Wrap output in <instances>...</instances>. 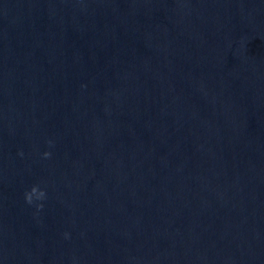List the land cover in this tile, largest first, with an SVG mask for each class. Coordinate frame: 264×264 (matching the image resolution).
I'll use <instances>...</instances> for the list:
<instances>
[{
    "label": "water",
    "instance_id": "obj_1",
    "mask_svg": "<svg viewBox=\"0 0 264 264\" xmlns=\"http://www.w3.org/2000/svg\"><path fill=\"white\" fill-rule=\"evenodd\" d=\"M0 264H264V0H0Z\"/></svg>",
    "mask_w": 264,
    "mask_h": 264
},
{
    "label": "clouds",
    "instance_id": "obj_2",
    "mask_svg": "<svg viewBox=\"0 0 264 264\" xmlns=\"http://www.w3.org/2000/svg\"><path fill=\"white\" fill-rule=\"evenodd\" d=\"M49 143L51 144L52 142L49 141ZM20 155H23V153L21 152ZM43 156L45 158H48L51 156V152L49 151H45L43 153ZM46 198V192L43 188H41L39 185H33L31 187L30 190L25 192V201L28 204H32L35 201H43ZM37 209H42L43 208V203H37L36 204ZM68 234L65 233V236H67Z\"/></svg>",
    "mask_w": 264,
    "mask_h": 264
}]
</instances>
